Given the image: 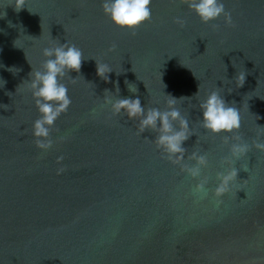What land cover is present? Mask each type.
Listing matches in <instances>:
<instances>
[{
  "label": "water",
  "instance_id": "95a60500",
  "mask_svg": "<svg viewBox=\"0 0 264 264\" xmlns=\"http://www.w3.org/2000/svg\"><path fill=\"white\" fill-rule=\"evenodd\" d=\"M221 2L234 27L221 17L213 29L180 0H152L151 20L132 35L103 14V0H26L20 11L0 0V264H264V152L230 154L233 143L264 140V0ZM53 40L79 47L84 61L68 73L80 76L74 83L63 80L71 105L52 128V148L41 152L28 80ZM95 60L113 70L107 81ZM215 89L239 109L240 141L199 123V103ZM105 90L161 110L166 95L178 99L192 134L184 162L194 165L192 152L208 160L206 197L193 192L200 178L152 142L155 133L139 134L138 121L113 115ZM232 166L237 178L217 207L216 174Z\"/></svg>",
  "mask_w": 264,
  "mask_h": 264
},
{
  "label": "clouds",
  "instance_id": "9594fccd",
  "mask_svg": "<svg viewBox=\"0 0 264 264\" xmlns=\"http://www.w3.org/2000/svg\"><path fill=\"white\" fill-rule=\"evenodd\" d=\"M151 2L152 0H103L102 12L111 21V23L122 30L129 31L132 35L136 34V30L145 22L151 20ZM15 8L20 11L26 4V0H13ZM182 5H186L188 10L194 13L203 24H211L213 29H218L219 24L212 23L223 18L225 26L234 27L230 12L225 11L224 3L221 0H180ZM173 23L181 28L185 26L186 21L180 17H176ZM50 47L42 50V56L45 58L39 69L31 71L29 74L28 88L34 98L35 106L39 112V118L32 125V136L35 147L41 152H47L52 148L54 141L51 139V131L59 116L66 113L71 105V99L68 96V88L63 83L67 77L73 83L75 79L68 77V73L75 71L80 72L82 62L84 61L82 50L74 44L66 41L60 44L58 40ZM15 44V42H14ZM115 44L110 50L115 49ZM207 47V46H206ZM26 56V55H25ZM96 75L102 80L107 81L108 74L113 70L109 65L95 60ZM9 68L8 71H12ZM119 75V73H117ZM246 73L238 72L234 81L237 88L243 87L245 83ZM4 83H6L4 81ZM128 91L136 93V87L125 81ZM231 92V89L228 90ZM119 93V87H116ZM107 90L104 94V102L111 105L110 111L113 115L123 113L129 120L138 121L139 134L145 130L155 133L154 142L158 149L166 156L168 161L174 165H180L181 171L188 177L197 179L201 177L202 169L208 166V160L205 155H199L192 152L187 157L189 161H195L194 165L189 166L185 163V149L182 144L192 135L189 132V121L186 115H182L179 107L176 106L178 99L171 95H166L168 100L166 107L161 110L156 107H143L139 97L132 98H116L112 99L108 95ZM198 93V92H197ZM197 95V94H196ZM181 98L179 100H183ZM199 110L202 117L199 121L201 127L212 135L221 133L234 134L233 139L240 141L238 135L241 127V117L239 109L235 106V102L228 103L220 94L218 89L212 90L207 94L206 98L199 103ZM264 130V127H258ZM264 135V131L260 133ZM225 136V142L228 141ZM65 138L61 137L59 141ZM145 141L149 142L148 139ZM57 142V141H56ZM251 147L264 152V140L254 141L253 145L246 142L233 143L230 147L232 157L239 159L245 156ZM64 159L63 156L57 158L56 163L60 164ZM63 167L57 170V175L64 172ZM238 169L231 167L225 172H217L216 180L218 184L214 189L215 202L217 207L223 203L220 199L228 193L230 185L237 178ZM208 177L204 176L199 179L195 185L193 192L200 198L207 196L208 191L206 185Z\"/></svg>",
  "mask_w": 264,
  "mask_h": 264
}]
</instances>
